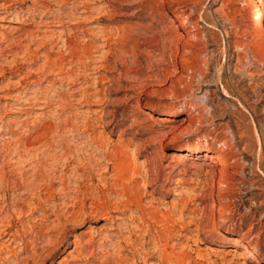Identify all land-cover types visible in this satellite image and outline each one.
<instances>
[{
	"label": "rangeland",
	"instance_id": "rangeland-1",
	"mask_svg": "<svg viewBox=\"0 0 264 264\" xmlns=\"http://www.w3.org/2000/svg\"><path fill=\"white\" fill-rule=\"evenodd\" d=\"M3 2L0 0V6ZM35 2L29 0L14 15H8L0 7V208L5 204L1 201L4 197L9 196V202L13 200L15 182L21 184L32 179L39 169V182L49 184L52 179L60 194L63 183L59 175L66 161L72 160L66 174L72 187L84 172L89 157L97 174L105 167L114 166L111 153L121 155L126 149L127 157L139 165L153 162L170 165L161 174V182L167 187L152 186L157 188L153 195L154 205L159 209L181 210L182 195L192 197V203L184 211L191 230H183L182 236L174 234L169 249L179 253L188 251L192 257L189 264H264V174L255 166L263 149L260 162L264 168V64L250 59L239 62V56L246 55L248 46L260 49L263 46L261 51H256L264 55V33L261 35V28L251 21L255 7L249 5V0H88L93 10L74 15L99 16L95 20L72 17L70 8L61 0ZM43 9L47 21L66 13L69 16L63 25L44 23L40 16ZM87 28L94 32L84 35L80 31ZM100 28H105V32ZM66 39L75 42L70 43L73 50L66 48ZM89 39L98 46L90 49V55L83 47ZM240 41L248 46L240 47L237 44ZM255 42H258L256 46ZM47 55L55 63L45 66ZM59 57L65 58L64 73L70 70L65 79L55 74L59 70L56 63H62ZM26 73L28 77L20 86L18 81ZM45 74L60 81L48 82ZM25 99L51 101L41 109L42 103L29 105ZM23 106L34 108L22 113L19 108ZM163 110L174 111L176 115L162 114ZM231 135L238 142L236 154L242 152V156H237L238 161L232 160V167H223L224 172L230 173V178L225 180L215 165L219 162L221 139ZM192 143L203 148L197 156L178 152L182 145ZM244 145L249 146L247 152ZM205 149L219 151L211 157L212 153L206 156ZM74 167H79L78 171L73 172ZM71 192L67 200L69 208L78 209L81 197ZM18 193L28 194V186L19 187ZM60 198L59 195L57 203H61ZM60 207L68 208L61 204ZM87 208L85 215L89 213ZM23 209L22 220L30 231L25 240H41L35 236L46 231L43 226H50L54 216L42 224L41 214L48 215L50 210H32L28 205ZM6 212L0 213L6 218L5 225L13 223L14 229L22 231L17 216L9 219ZM114 214L111 220L68 224V235L72 240L79 235L88 254L94 247L101 250L100 255L105 251L117 253L114 242L120 233L127 234L126 226L133 223L127 215L118 211ZM209 214L215 218L210 220ZM190 221L202 224L203 228L197 229ZM226 225L231 227L230 232L223 230ZM0 228L3 229L1 221ZM234 237L251 245V252L260 261L242 246L234 245ZM2 238L6 237L0 238V264L35 263L33 242L31 253H26L20 238L14 242H4ZM88 238L94 241L88 243ZM228 240L230 243H226ZM200 248L202 257L198 255ZM44 250L41 247L38 252L44 254ZM79 250L71 243L46 264H100L95 259L87 260ZM128 258H133L131 252ZM154 261L159 263L158 258Z\"/></svg>",
	"mask_w": 264,
	"mask_h": 264
},
{
	"label": "bare ground",
	"instance_id": "bare-ground-1",
	"mask_svg": "<svg viewBox=\"0 0 264 264\" xmlns=\"http://www.w3.org/2000/svg\"><path fill=\"white\" fill-rule=\"evenodd\" d=\"M4 1L5 2H3V4H1L0 7H3V9L8 13V15L9 14L10 15H14L15 12H17L16 10L19 7L21 8L22 7L21 5L28 3L29 0H4ZM31 1H33V0H31ZM34 1L37 2V0H34ZM61 1L64 2L63 3L64 5H67V8L68 7L70 8V10H71V16L74 17V18L75 17L77 19L80 18V20H81V19H88L89 17H91V18L93 17L92 19L95 20L96 18L99 17V16H89L91 14L86 15V16H84L83 14L80 15V16L78 14H76L78 16H74L75 13H77L79 11L81 13H88V12H91L93 10L92 7L88 6V2H87L88 0H61ZM208 1H210V0H208ZM40 5H41V3H40ZM249 5H253L255 7V13L252 16V20L251 21H252L253 24H255V25H257V26H259L261 28V32L260 33L262 35L264 33V0H249ZM41 6L43 8H45V4L44 5H41ZM36 9H40V8L38 7ZM49 9H51V8H48L47 10H49ZM43 10H40V13H41V11H43L40 16H41L42 22H44V23H57L58 22V25H63L64 20L67 21V18L65 19V17L67 15L69 16V13H66V15H59L58 17L56 16L54 20L47 21V20H44L45 16L47 15L46 10L45 9H43ZM103 10H104V8H103ZM98 15H99V13H98ZM33 20H34V18H33ZM55 25H57V24H55ZM93 28H94V25H93ZM100 29H102V28H100ZM104 29H102V32H105ZM80 31H82L84 33V35H86V34H89L90 35V33H93L94 32V30L91 29V28L83 29V30H80ZM73 33H74V35H76L77 34V31H74ZM108 33H109V31H108ZM80 34H81V32H80ZM35 36L37 37V35H35ZM68 36H67V38H68ZM96 36H98V35H96ZM73 37H75V36H73ZM78 37H80V36H78ZM35 39L37 40V38H35ZM73 40H74V38H73ZM63 42H64V40H63ZM72 42H69V40L66 39L65 42H64V44L66 45V48L69 47L71 50H73L74 48L72 49V46H70V43H72ZM73 43H75V42H73ZM94 43L95 42H93V39H89L88 40V43L83 45V47L86 50V53L88 55H90V49L91 48H93V47L97 48L98 47V46H95ZM245 43H247V42H245ZM245 43L242 42V41H240L237 44H239L240 47L248 46V43L247 44H245ZM255 43L256 44L254 46H256L258 42H255ZM79 45H78V47H79ZM262 47L263 46H261V49H260V47H256V48H259L260 49V50H258L256 48H254L253 46L252 47H249L248 46L247 51H245L246 52L245 53L246 55H244L243 57L242 56H239V62L240 63H243L244 61L250 59V60L259 61L260 63L263 62V64H264V57H263L264 55L260 56L261 53L260 54L258 53L259 51L262 50ZM42 48H43V46H42ZM75 49H77L76 46H75ZM69 52H71V51H69ZM76 53L74 51V55H76ZM60 54H61V51H60ZM31 55H33V54L31 53ZM68 55L69 54H67V56ZM64 57H59L60 58L59 60H61L62 63H56V65L58 64L56 67L59 70L56 71V73H55L56 75H61L60 78H62V79H65V76L64 75H66V76L69 75V74H66V72L69 69H67V71H65V73L63 71L64 70V65L66 64ZM70 57H69V60L71 59ZM90 57H92V56H90ZM47 58H48V61L45 64V66H48L50 64L55 63V61H54V59H53V57L51 55H47ZM79 58H81V57H79ZM72 59H73V56H72ZM78 63H77V65H78ZM11 64H12V62H11ZM71 64H70V66H72ZM75 64H76V62H75ZM257 64H259V63L257 62ZM69 72H70V70H69ZM27 77H28V75L26 73V75L25 76H22L21 79L18 81V84L20 83L19 85L21 86L23 84V82L26 81ZM68 77H66V80L68 79ZM81 77H82V75H81ZM58 78H59V76H58ZM45 79H46V81L50 82V81H53L55 78H51L49 75H46ZM72 79H74V78H72ZM55 80H57V79H55ZM71 82H74V81H71ZM33 90H35V89H33ZM30 91H32V90H30ZM16 97H18V96H16ZM25 100H26L25 103H27L29 105L30 104L38 105L39 103H42L43 106L40 107L41 109L42 108H46L50 104V101H51V100H46V99L44 101L43 100L42 101H39V100L36 101V100L33 99L36 102H33L31 100H27V99H25ZM194 107H197V105H194ZM30 108L32 109L34 107L33 106H23V107H20L19 109H20V111L22 113H24L26 110H28ZM161 112H162V114H166L168 116H174V115H176L175 112L174 111H171V110H165V111L163 110ZM197 117H199V116H197ZM41 132H42V130H41ZM42 135H45V134H42ZM38 141H40V140H38ZM90 141H92V140H90ZM92 142H95V141H92ZM34 143H35V141H34ZM237 143H235V141H234V135H231V137H226V138L221 139L220 152H219V155L217 157L219 162H217V164L215 165L216 171L217 170L221 171L220 172L221 179H225L226 180V179H229L230 178V173L229 172H224L222 170L223 167H228L229 165H231V167H232L233 166L232 160L238 161L237 156L240 155V158L242 156V152L239 155H238V153L236 154V150L235 149L238 147V144ZM248 147L249 146L244 145V148L243 149H244L245 152H247L246 149H248ZM261 147H262V145H261ZM205 150H206V156L209 155V153H212V155L210 154L211 157H213L215 155V153H217L219 151L218 149H213V150L205 149ZM25 151H27V150H25ZM202 151H203V148L199 144H197V143H192V144H189V145L184 144V145H182L181 147L178 148V152L180 154H185L186 153V154H188L190 156H195V155L197 156ZM77 152L79 154V151H77ZM262 152H263V149L260 150V152L258 154L259 157H258L257 160H259V161L257 162L256 165L254 163V165L257 166V168L259 169V171H261L264 174V168L261 166V162H260V157H262V155H263ZM74 154H75V152H74ZM81 154L79 156H81ZM119 154H118V152L111 153V156H112L111 159H112V162L114 163V166H112V167H105L104 168L105 169L104 171H102L100 173H97V174L94 172L95 166H92L91 165L92 163H91L90 157L88 159L86 158L87 159V162L85 164L86 166L84 165L85 166V168L83 170L84 172H82V174L79 175V178H78L77 182H75L74 185L72 184L73 185L72 187L69 186V184H68L69 181H67L68 178H67V175H66L67 174V171H69V168H70L69 166L72 164V160H69L68 162L66 161L64 164H62L63 165V167H62V173L59 175L60 176L59 177L60 178V181H61V183H63V186H61L59 188L60 194L57 192V190H56L57 188L56 189L54 188V185H55L56 182L53 181L52 179H51V182L50 183L48 182L49 184H45L44 182H42V183L39 182V179L41 178V176H40L41 175L40 174V169H39V172H37V174H35V176L32 179H27V180L21 182V184L18 183V182H15V187L14 188H16V189H15L14 195L12 194L13 195V200L11 202H9V201H7V199H9V196L7 198L4 197L1 201L2 202H5V204L2 206V208H0V213H1V211H4V212L7 211L6 213H7V217L9 219L10 218H13L14 219V217L16 215L17 218L19 219V221H21V224L20 225L23 227V229H22V231H20L19 228H17V227H16V229H14V224L13 223H10V222H8V224L5 225L6 222L4 223V221H5L6 218L5 217H1V215H0L1 225H3V229L1 230V228H0V230H1L0 231V238H1V236H5L6 237L5 239L2 238L4 240V242L5 241L14 242L17 238H20L21 239V242L23 241L22 242L24 244L23 250L26 253H31L30 252V244L33 242L32 245L34 244L33 245V248L35 250L32 251L33 252L32 254L35 255V260L37 261V262L35 261V263H38L39 262V264H46L47 263V260L49 258H51L53 256H56L57 254H60L61 252H64L66 250V248H68L71 243H75L76 244V247H79L80 248L79 254L81 256L83 255L84 257L87 258V260H90V261H91V259H95L96 261H99L100 264H142V263H144V264H147V263H149V264H189L190 259L192 257L190 258V255L187 253L188 251L187 252H181V253H179V252H176V251H174L172 249H169V242L172 240L174 234H178V235L182 236L183 235V230H188L189 229L188 226H187L188 224H186L187 221L185 220L184 211L188 208V206H189V204L191 202L192 197H190L187 194H183L182 195V198H181V201L180 202L182 203V206L183 207H182L181 210H178L177 209L178 207L176 208L177 210L175 209L174 211H171V210H166L165 211V210L159 209L156 205H154V201H156V200H155V196L153 194L155 193V191L157 190V188L159 186L162 187L163 189H165L167 187L166 186L167 184H164L163 182H161V180H162L161 179V174H162V170L164 171L170 165L164 166L161 163L160 164H156L155 162H153L152 164H149L148 166L139 165L136 162H133L129 158V156L127 157L126 149L123 150V151H121V155H119ZM26 155H27V153H26ZM80 159L81 158H79L78 160H80ZM182 160L183 159H181V157H180L179 158V161H182ZM26 161H28V160H26ZM184 161H186V160H184ZM209 164L211 165V162H209ZM77 168H79V167H77ZM77 168L74 167L73 168V172H74V169L77 170ZM5 170H7V169H5ZM18 170H19V168H18ZM227 170H229V169H227ZM170 175H171V172L169 173V175H168L169 177L168 178H170ZM213 175H215V174H213ZM2 176H3V174H2ZM165 176H167V175H165ZM96 181H97V183H96ZM171 181H172V179H171ZM22 185H25V187L28 186V191H29L28 194L26 193L25 195H22V194L18 193L19 187H21ZM153 185H157L156 186L157 188H155V186L153 188L152 187ZM93 186H96V188H94ZM151 187L153 188L152 190H150ZM167 190H169V186H168ZM214 190H215V188H214ZM13 191H14V189H13ZM71 191L76 194V197L77 196H80L81 197L79 199L81 203L78 205V209L70 210L71 207H70V204L68 202L69 201L68 199H69V192H71ZM109 191H112V192L116 193L117 195L114 196L115 194L112 195L111 192L109 193ZM187 191H185V192L187 193ZM192 191L195 192V189H193ZM59 195L61 197L60 198L61 203H57L56 202L57 197ZM148 196L151 197L150 200L147 199ZM196 197L198 198V196H194V198H196ZM88 201H89V203L87 204ZM60 204L66 206V208L67 207L68 208L67 209H63V207H60ZM25 205H28L30 207V209H32V210H34V209H42V210H45V211L46 210H50L51 211V213L48 214V215L41 214V218H39V219H40V221H41L42 224H44L45 221L51 219V217L54 216V219L51 220L53 223L50 224V226H46V225L43 226L42 229L43 230H46V231L45 232H42L41 231L40 232V235H36L35 236L36 238L41 239V240H33V241L30 240V239L29 240L28 239L25 240V238L27 237V235L30 234L29 233L30 231H28V229L26 228V223L24 222V220H22V216L24 215L23 206H25ZM86 207L89 208L88 215L83 214V212L85 211V208ZM117 211L120 212V213H122L123 215H127L129 217V219L132 220V223H133V224H128L126 226V229H127L126 231H128L127 234L120 233L118 235V239L116 240V242H114V245H117L118 246V249H116V250H118L117 253L115 252L114 254H111V253L109 254L107 251H105L103 253V255H100V251L101 250L100 249H96L94 247V250L92 252H90L91 254H88L87 250H85L82 247V245H81V238H80L79 235L76 234L75 235L76 239H74V240H72L70 238V236L68 235L67 228H66V225H68V224L69 225L70 224H75L78 221L87 222L89 220H91V221H93V220H105V221L106 220H111L115 216L114 212H117ZM210 216H212V215L209 214V217ZM206 217L207 216H205V218ZM213 218H215V217L213 216L210 220H213ZM63 219H64L65 223H63V221H62ZM31 220H33V219H31ZM189 223L193 224L194 222L193 221H190ZM194 224L197 226V229H202L203 228L202 224H196V223H194ZM30 225H32V224H30ZM189 230H191V229H189ZM223 230L225 232H230L231 231V227H229L228 225H226V226H224ZM31 232H32V229H31ZM41 235H43V237ZM211 235L212 234H210L208 236H211ZM36 238H34V239H36ZM88 239H89L88 240V243H92L94 241L92 238H88ZM233 241H234V245L240 246V247L242 246L245 251L251 252V249H252L251 245H249V244H243L240 238L234 237L233 238ZM226 243H230L229 240ZM41 247H45V249H46V250H44L45 251L44 254H40L41 252L40 253L38 252L39 248H41ZM198 250H199L198 255L202 257L203 256L202 255L203 253H201V250H203V249L200 248ZM126 252H128V253L131 252L133 258H131V259L128 258V253H126ZM204 254H206V253H204ZM251 254H252V256H253V258L255 260L260 261L259 256L255 252H251ZM155 258H158L159 259V263H155V261L153 262V259H155ZM26 259H27V257H26ZM128 260H130L131 262L129 263ZM60 264H62V262H60Z\"/></svg>",
	"mask_w": 264,
	"mask_h": 264
}]
</instances>
